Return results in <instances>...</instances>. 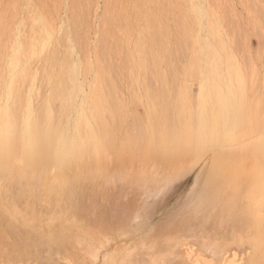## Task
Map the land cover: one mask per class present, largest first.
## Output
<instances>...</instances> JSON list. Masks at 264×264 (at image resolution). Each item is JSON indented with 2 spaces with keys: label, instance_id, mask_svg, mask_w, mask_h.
<instances>
[{
  "label": "bare ground",
  "instance_id": "obj_1",
  "mask_svg": "<svg viewBox=\"0 0 264 264\" xmlns=\"http://www.w3.org/2000/svg\"><path fill=\"white\" fill-rule=\"evenodd\" d=\"M5 1L0 0V7ZM89 1L65 4L70 15L60 20L63 30L41 11L37 14V0L6 4L33 8L26 36L9 31V16L0 19V55H8L7 87H22L36 76L31 74L28 55H46L49 73L57 74L48 78L52 88L48 96L63 100L62 116L68 117H58L49 99L33 106L30 96L21 92L10 94L16 102L0 113V264H264V138L252 150L251 168L234 165L247 155L232 148L238 135L226 128L243 122L244 111L235 101V90L224 95L216 83L222 80L220 74L242 73L243 68L204 0H106L113 15L105 16L103 29L119 21L125 27L123 38L129 40L136 32L134 45L125 44L132 48L128 55H133L136 67L159 71L164 62V70L177 67L202 75L201 97L191 120L184 121L182 113L172 115L167 93L160 105L162 113L151 112L150 132L155 135L151 143L157 156L170 159L165 162L168 166L153 162L154 155L146 162L165 171L155 183L109 163L96 164L98 137H107L113 128L102 126L99 102L90 114L84 108L71 117L76 106L67 90L81 85V63L74 58L77 25L83 23ZM188 50V64L180 65L181 55ZM111 54L108 39L101 37L97 55ZM56 55H64L57 64ZM137 116L136 123H142ZM207 140L223 146L217 153L222 171L199 166L189 185L186 178L196 162L184 171L173 161L192 156ZM13 151L20 153L19 164L11 168L3 160ZM33 164H49L59 175L45 179Z\"/></svg>",
  "mask_w": 264,
  "mask_h": 264
},
{
  "label": "rangeland",
  "instance_id": "obj_2",
  "mask_svg": "<svg viewBox=\"0 0 264 264\" xmlns=\"http://www.w3.org/2000/svg\"><path fill=\"white\" fill-rule=\"evenodd\" d=\"M37 1V4L40 5L37 14L41 11L43 14H45V17L48 20L56 25L57 29H61L59 27L61 18H66L70 15V11L64 7L69 0ZM8 2L9 0L5 1V6L0 7V19L4 15L9 16V31H18L21 32L23 36H26L30 28V22L26 21H28L27 17H29L31 13H34L32 10L33 8L27 9L19 6L8 8L6 7ZM106 3V0H90L85 8L86 11L84 14L83 23L77 25L78 35L75 41L76 55H74V58L78 59L81 63V71L78 74V82L81 83L82 86L79 84L80 87L70 88L67 90L68 92L70 91V101L74 103V106L77 107L74 108L73 112L71 113V117H75L76 113L80 109L84 108V110L88 112L87 114H90L94 103L99 102V112L103 120L102 126L106 124L103 127H106L109 130L112 127L113 128L110 130V134L107 137L103 134V136L100 135L101 140H99L98 137V141L101 142L98 154L99 156L97 157L99 161L98 163L96 162V164H99V162H101V164L109 163L108 165L111 167L116 166L117 168H122L126 171H129L136 178L150 180L155 183L154 181L158 180L157 177L161 176V174L165 171H161L160 168L155 164L150 165L146 162H149L150 158L154 155L153 157H157L158 159L160 158V160L156 158L155 160H152L153 162L155 161L160 164L164 163L163 166H166L167 164L165 162H169L170 159L163 156H157V150L152 145V143L154 144L155 135L151 134L150 132V118L152 116L151 112L158 111L157 114L162 113L161 111H163L164 108H161L160 105L164 103V96L167 93L166 96L170 98L168 102H166L169 104L167 108L170 109L171 112L173 110L172 115L177 116L176 114L182 113L184 121L191 120V116H193L192 114H194L197 110V101H199L198 99L201 97L202 75L189 73L188 71H184V69L180 70L177 67H175L174 71L172 70V72L175 73L173 74L171 70L163 69L164 62H161L162 68L158 69L159 71L152 70L155 72L136 67L135 63H133V55H128V51L132 49L129 48L130 46L128 44L131 43V47L134 45V42L137 40L136 32L132 37H130V42L128 39L123 38L125 27L123 24L119 23V21L118 23H113L110 25L108 29H103V23L105 22L104 19L110 15H113V11L111 12V9L108 8ZM202 4L204 5L206 11L212 15L213 19L220 25L221 31H223L225 39L227 40V45L230 51L233 53V57L237 59L243 68L242 73L220 74V76H222V80L220 79L217 82H220L221 84H216L221 85L218 87L221 88L220 91L222 93H225H223L224 95L232 94L234 90L235 94H238L237 100L235 101H237V104L242 107H240V109L244 111L243 118L245 119L243 122L241 121L240 124L237 123V125L230 127L229 130L226 128V130H233L237 132L238 140L234 141L235 143L233 142L232 148L239 152L244 151L245 155H247L244 158L245 160H238L234 165L237 164L251 168L250 166L254 165L255 159L252 150L255 146L260 144L259 141L264 138V0H204ZM169 17H172V15ZM21 19H25V22L22 23ZM169 22L171 25L174 23L171 18L169 19ZM101 37H106L108 39V43L110 44L113 55H97V49L100 45ZM125 40H128V43ZM119 41L124 43V45ZM116 42L117 46H115ZM125 44L129 47L127 46L126 48ZM169 45L171 46V43ZM188 52H185L183 55H181L179 59L180 65L186 66V64H188L191 51L188 50ZM7 56L8 55H0V113L8 104L12 105L16 102V96L11 99L12 97H10V94L19 95L21 92L24 94V97H27V95L30 96V103L33 106L40 105L45 100L49 99L50 104L58 117L67 119L68 117L66 118L62 116L63 100L59 97L49 98L48 96L52 90L51 85L48 84V78H55L54 76L57 77V74L52 75L49 73L50 64L46 61V55H28L26 60H28L31 74L36 73V76L33 79L31 76L25 85L18 88H8L6 85V81L9 77L5 70ZM21 56L24 57V55ZM63 56L64 55H56L55 63L57 64ZM127 57L130 58L128 59ZM174 61L175 60H173L172 63L174 66H176L177 63L176 61L174 63ZM133 64L135 65V68L133 67ZM127 67H130L131 70L130 68L127 69ZM101 70L104 71L103 74L105 73L103 77V74L99 73ZM149 71L150 73H147ZM142 72L144 74H142ZM162 72L165 73L163 74ZM184 76H186V78ZM149 77L151 81L149 80ZM241 79L242 83L240 82ZM232 87L234 88L231 89ZM240 87L242 90H240ZM228 89L230 90L228 91ZM159 94L162 95L159 96ZM186 95L188 97H186ZM199 95L200 97H198ZM184 99L185 103L183 102ZM148 100H150L151 103H149ZM147 103L149 104L148 106ZM81 105L84 107H81ZM88 108L90 109L88 110ZM155 108H157V110ZM184 108L186 109L184 110ZM116 109L118 110L116 111ZM136 116L141 118V121H143L142 123L140 121L138 122L141 124L136 123L139 120L138 118V120L135 119ZM137 124L139 126L143 124L141 126L142 128L138 126L137 129ZM65 125L67 124L65 123ZM138 135L139 138H137ZM146 135L147 137H145ZM204 142L206 143L204 144ZM202 143V147L200 145L197 147L200 149V151L196 150V148L192 156L178 159L180 161H173L175 162L173 164L175 165L174 167H179V169H183L184 171L186 168H188L187 164L190 165L192 162H196L197 167L193 169L186 178V183L189 185L191 182H193L197 171L200 169L199 166L202 167V165H204V167L207 169L210 166L208 170L212 168H218V170L222 171V168L220 167L222 165L220 164L221 161H217L218 150L221 147L223 148L220 141L214 142L207 140L203 141ZM190 144L191 143L189 141L188 145ZM191 145H193V143ZM259 148H261V146ZM154 149L155 152L153 153ZM19 155V151L11 152L8 157L5 156L3 160L4 164L11 168L17 166V164H19ZM163 158L166 159L164 162L162 161ZM196 158H198V160ZM33 166L37 168L38 171H40L39 174L44 175L45 177L47 176L45 179H52L51 177H56L59 175L58 172L52 169V166L49 164H33ZM75 173H78V171H75Z\"/></svg>",
  "mask_w": 264,
  "mask_h": 264
}]
</instances>
